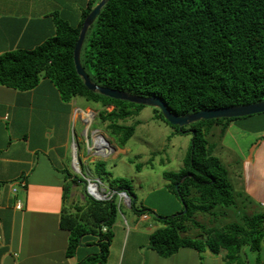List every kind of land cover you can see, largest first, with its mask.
Returning a JSON list of instances; mask_svg holds the SVG:
<instances>
[{
    "label": "trees",
    "instance_id": "obj_1",
    "mask_svg": "<svg viewBox=\"0 0 264 264\" xmlns=\"http://www.w3.org/2000/svg\"><path fill=\"white\" fill-rule=\"evenodd\" d=\"M99 2L88 1L77 25L57 16L53 36L32 48L0 54V85L30 90L47 78L66 101L82 97L99 103L104 107L99 118L107 123V130L122 134L119 145L124 147L135 126L123 121L135 113L133 107L146 105L90 90L74 60L84 20ZM81 62L96 84L159 97L179 115L263 101L264 0H107L87 32ZM109 106H113L111 111ZM154 108L172 125L159 108ZM233 119L172 125L193 134L184 167L164 173L168 186L187 211L184 206L180 212L159 216L146 207L138 208L135 201L131 203L136 213H154L162 223L149 241L160 255L168 257L183 247L217 254L226 250L229 263L245 264L241 256L245 246L255 252L262 249L264 211L243 206L249 210L238 221L218 223L216 217L218 207L236 205L242 195L233 189L228 169L214 154L200 123L226 124ZM95 166L102 180L107 176L111 189L124 190L136 198L130 179L109 180L106 163L99 160ZM76 209L74 213L64 210L61 218L62 227L70 230L67 255L73 256L83 245V238L93 235L99 238L96 243L101 251L80 264L105 263L114 237L113 226L122 211L118 195L99 200L86 194L85 203ZM200 213L208 218L205 222L196 220ZM195 228L200 232L193 237Z\"/></svg>",
    "mask_w": 264,
    "mask_h": 264
},
{
    "label": "crops",
    "instance_id": "obj_2",
    "mask_svg": "<svg viewBox=\"0 0 264 264\" xmlns=\"http://www.w3.org/2000/svg\"><path fill=\"white\" fill-rule=\"evenodd\" d=\"M88 1L0 0V54L32 48L53 36L57 16L77 25ZM103 108L82 97L64 100L56 84L47 78L30 90L0 85V264H80L101 251L96 243L99 238L86 235L83 245L68 256L70 230L62 227L61 218L64 210L74 213L85 203L86 194H90L85 178H100L96 166L91 168L96 161L90 157L98 155L105 162L126 151V145L117 144L109 155L93 150L100 140L110 142L102 134L96 143L88 136ZM107 109L111 111L113 106ZM225 125L214 139L216 156L223 162L230 159L222 151L233 156L234 163L228 164V169L235 167L230 180L245 195L244 208L264 211V112L237 117ZM75 157L81 159L78 166ZM70 167L82 172V179L71 175ZM102 181L111 188L108 181ZM168 184L165 178L163 185ZM18 200H22L21 209L16 208ZM119 201L122 211L113 226L114 237L103 264H231L224 250L217 254L183 247L168 257L160 255L149 241L162 223L154 213H136L131 204ZM168 203L145 202L146 208L159 216L175 214L182 208L173 197ZM255 253L254 257L247 255L244 263L264 264V245Z\"/></svg>",
    "mask_w": 264,
    "mask_h": 264
},
{
    "label": "rangeland",
    "instance_id": "obj_3",
    "mask_svg": "<svg viewBox=\"0 0 264 264\" xmlns=\"http://www.w3.org/2000/svg\"><path fill=\"white\" fill-rule=\"evenodd\" d=\"M91 103L94 106L99 105L94 102ZM133 108L136 110L135 113L123 121V124L135 126L133 136L123 148L126 149V151L119 153L118 156H111L105 161L107 170L110 172L109 180H112V177H124L130 179L132 181L134 192L138 197L137 206L140 209L147 207L145 202L148 204L164 205L167 204L169 200V205L170 197H173L176 200H179L182 204V208L178 210V212H180L184 205L180 200V197L170 188V186L163 185L165 179L164 173L177 172L184 167V160L192 145L193 134L190 132H180L176 127L170 125L163 118L159 117L157 111L152 106H135ZM94 117L95 114L92 118ZM106 125L107 123L102 121L97 115L96 120L92 123L88 131L90 142H92L93 139L95 141L96 137L99 134H102L108 138L110 141L109 143L112 146L116 147V144L120 146L119 139L122 134L107 130ZM224 126H226L225 123L220 122L200 123V127L206 131V136L210 143H212L213 147L214 139L217 138L219 135L218 133H220L221 130L225 129ZM222 152L226 153L230 159V161L226 160L223 162L219 158L222 164L228 169V164L234 163L233 156L227 151ZM214 153L216 155L215 147ZM90 158L93 162L101 159L98 155L91 156ZM94 165L95 164L92 163L91 168H93ZM84 169L85 168L82 164V170L84 171ZM228 172L230 179V176L235 172V167L231 166V168L228 169ZM69 173L78 178L83 177L82 172L76 171L75 168L70 167ZM104 180L108 181L107 176H104ZM236 184L239 185L238 183ZM233 189L235 192H238L234 186ZM241 195L242 196H238V202L236 205L231 207H218L216 209L218 223L234 222L242 217L246 210L242 208L244 202H241L240 200L246 197L244 194ZM68 207L71 208L70 206ZM152 215L154 214L152 213ZM206 218H204L202 213L196 216V220L201 219L203 222H205ZM198 232L200 231L195 228L192 230L191 235L195 237L198 235ZM254 254L257 253L252 251L249 246H245L241 252L242 259L245 262L247 261V255L254 257Z\"/></svg>",
    "mask_w": 264,
    "mask_h": 264
},
{
    "label": "water",
    "instance_id": "obj_4",
    "mask_svg": "<svg viewBox=\"0 0 264 264\" xmlns=\"http://www.w3.org/2000/svg\"><path fill=\"white\" fill-rule=\"evenodd\" d=\"M106 2L107 0H100V2L97 3V5L87 15V17L84 20L83 26L81 28L79 39L76 43L75 50H74V60H75L77 72L84 79L85 85L90 90L99 92L111 98L127 100V101L138 103V104H144V105H148L152 107H157L162 111L163 116L172 125H178L180 127L187 126L193 122H196L202 119L209 120V119H217V118H237V117H244V116L254 115V114L264 112V100H263L257 103L242 104V105L217 108V109H206V110H200L198 112H194L191 114L179 115V114L172 112L169 109L168 105L159 97L139 96V95L129 93L125 90L101 86L93 82L89 74L86 72V70L82 66L81 51H82V47L84 45L86 35H87V32L90 26L94 23V21L96 20V18L101 12V9L106 4ZM178 187L179 185H177V188ZM135 199L136 198L134 196H131L130 194L127 193L128 204H131L133 201H135ZM186 211H187V207L185 206L184 212Z\"/></svg>",
    "mask_w": 264,
    "mask_h": 264
},
{
    "label": "built area",
    "instance_id": "obj_5",
    "mask_svg": "<svg viewBox=\"0 0 264 264\" xmlns=\"http://www.w3.org/2000/svg\"><path fill=\"white\" fill-rule=\"evenodd\" d=\"M89 148H90V146H89ZM93 150H95V148H93ZM96 150H97V148H96ZM102 152H104L106 155L113 153V151H111L110 149H107V148L104 149V151H102ZM74 159H75V162L76 161L78 163L80 162L78 157H75ZM85 182H86V186H87V191H89L90 195H92L96 199H99V200L110 199L113 196L118 195V197L121 201L123 200V201L128 203L127 192L124 190L116 191V190L110 189V188L106 187V185L104 184V182L101 179L93 178L92 176L86 177ZM23 185H25V183H23ZM13 190H14V192H17L18 187L15 186L13 188ZM22 207H23L22 200H18L16 203V208L21 209ZM104 230H107V227H104Z\"/></svg>",
    "mask_w": 264,
    "mask_h": 264
},
{
    "label": "bare ground",
    "instance_id": "obj_6",
    "mask_svg": "<svg viewBox=\"0 0 264 264\" xmlns=\"http://www.w3.org/2000/svg\"><path fill=\"white\" fill-rule=\"evenodd\" d=\"M97 138L100 140V137L99 136H97ZM102 146H101V145ZM101 146V147H100ZM95 147L97 148V151H103L104 149H110L111 151H113V147H112V145L109 143V142H106V141H104V140H100V143L99 144H95ZM76 165L78 166V162L76 161Z\"/></svg>",
    "mask_w": 264,
    "mask_h": 264
},
{
    "label": "flooded vegetation",
    "instance_id": "obj_7",
    "mask_svg": "<svg viewBox=\"0 0 264 264\" xmlns=\"http://www.w3.org/2000/svg\"><path fill=\"white\" fill-rule=\"evenodd\" d=\"M95 148V150H96V147H94ZM93 178H95V177H93ZM99 179H101V178H99ZM111 189V188H110Z\"/></svg>",
    "mask_w": 264,
    "mask_h": 264
},
{
    "label": "clouds",
    "instance_id": "obj_8",
    "mask_svg": "<svg viewBox=\"0 0 264 264\" xmlns=\"http://www.w3.org/2000/svg\"><path fill=\"white\" fill-rule=\"evenodd\" d=\"M96 143V142H95Z\"/></svg>",
    "mask_w": 264,
    "mask_h": 264
}]
</instances>
